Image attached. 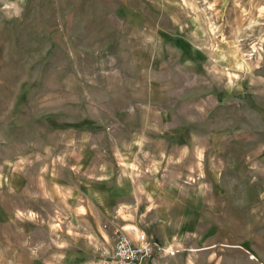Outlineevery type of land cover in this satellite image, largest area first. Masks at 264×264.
<instances>
[{"label": "rangeland", "instance_id": "obj_1", "mask_svg": "<svg viewBox=\"0 0 264 264\" xmlns=\"http://www.w3.org/2000/svg\"><path fill=\"white\" fill-rule=\"evenodd\" d=\"M119 12L132 16L133 27L115 18ZM164 35L192 49V81L189 68L180 69L191 83L187 108L192 144L200 148L192 157V189L211 191L204 224L192 231L202 236L192 264H264V0H0V177L15 145L22 152L30 141L45 143L44 111L58 109L70 84L77 87L83 76L111 84L109 64L120 70L125 46L134 52L148 43L160 50ZM92 50L109 54L86 63L82 56ZM126 56L131 59L128 50ZM167 56L177 62L175 50ZM83 87L87 108L69 102L58 115L95 114L113 122L111 104L101 100L110 94L87 82ZM161 108L167 106L155 109ZM13 194L10 181L0 182L5 207L14 205ZM10 217L0 222V264H29L33 247L46 239L45 223L35 219L36 229L32 224L24 231Z\"/></svg>", "mask_w": 264, "mask_h": 264}, {"label": "crops", "instance_id": "obj_2", "mask_svg": "<svg viewBox=\"0 0 264 264\" xmlns=\"http://www.w3.org/2000/svg\"><path fill=\"white\" fill-rule=\"evenodd\" d=\"M114 16L133 27L130 14ZM164 37L160 50H150L148 43L134 52L125 46L120 70L109 64V69L114 67L111 84L90 82L87 76L79 77L77 87L70 84L60 93L58 109L44 111L40 133L46 135L45 143L30 141L26 152L15 145L19 153L14 151L3 164L6 177L0 182L4 187L10 181L14 205L7 208L0 202V222H11L12 214L21 230L35 219L45 223L46 239L32 246L29 264H110L116 233L136 246L142 244L140 236L163 246L164 251L143 264H192V252L199 250L202 237L192 231L204 224L202 211L212 205L205 201L211 191L192 189V157L200 150L192 144V106L187 108L192 102V89L186 91L192 81V49ZM172 49L178 63L167 56ZM108 52L92 50L82 58L87 63L94 57L91 61L100 63ZM80 57L81 51L78 62ZM185 66L188 80L181 73ZM83 82L110 94L101 100L111 104L108 116L113 122L96 120L95 114H77L71 120L58 115L69 102L87 108ZM126 102L135 110H127ZM158 103L167 109H155ZM150 108L155 109L151 114ZM173 119L183 125H171ZM214 176L216 183L219 175Z\"/></svg>", "mask_w": 264, "mask_h": 264}, {"label": "built area", "instance_id": "obj_3", "mask_svg": "<svg viewBox=\"0 0 264 264\" xmlns=\"http://www.w3.org/2000/svg\"><path fill=\"white\" fill-rule=\"evenodd\" d=\"M113 241V248L109 254L110 264H143L145 258L164 251L161 245L149 241L145 236H140L142 242L140 246L134 245L120 233H116Z\"/></svg>", "mask_w": 264, "mask_h": 264}]
</instances>
